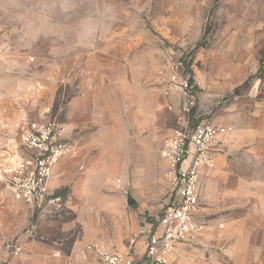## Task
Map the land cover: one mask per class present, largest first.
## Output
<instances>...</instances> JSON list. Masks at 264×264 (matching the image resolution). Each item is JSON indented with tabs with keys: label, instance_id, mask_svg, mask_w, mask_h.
Masks as SVG:
<instances>
[{
	"label": "rangeland",
	"instance_id": "obj_1",
	"mask_svg": "<svg viewBox=\"0 0 264 264\" xmlns=\"http://www.w3.org/2000/svg\"><path fill=\"white\" fill-rule=\"evenodd\" d=\"M262 44L264 0H0V264H72L77 241L135 247L133 229L170 202L166 143L246 105ZM180 61L197 84L191 112L170 82ZM46 120L73 153L49 181L61 204L33 212L2 177Z\"/></svg>",
	"mask_w": 264,
	"mask_h": 264
},
{
	"label": "built area",
	"instance_id": "obj_2",
	"mask_svg": "<svg viewBox=\"0 0 264 264\" xmlns=\"http://www.w3.org/2000/svg\"><path fill=\"white\" fill-rule=\"evenodd\" d=\"M170 82L182 93L185 111L191 112L197 84L192 83L183 61L171 67ZM50 113V108H44L41 114L47 117ZM227 131L204 121L166 143L163 155L169 166L171 198L156 222L140 228V235L146 236L143 255L139 257L134 246L120 253L93 244L89 250L97 254L100 264H169V256L179 245L205 232L202 178L216 168V158L224 149L222 136ZM18 149L2 177L9 190L33 212L60 205L62 200L50 191L49 181L54 169L73 153L65 126L55 120L30 124L20 136Z\"/></svg>",
	"mask_w": 264,
	"mask_h": 264
},
{
	"label": "crops",
	"instance_id": "obj_3",
	"mask_svg": "<svg viewBox=\"0 0 264 264\" xmlns=\"http://www.w3.org/2000/svg\"><path fill=\"white\" fill-rule=\"evenodd\" d=\"M258 66L254 64L256 70ZM257 84L259 89L250 91L246 105L230 106L225 125L219 126L228 130L222 136L224 149L216 158V168L202 178L200 191L201 220L207 228L179 245L169 264H264V75ZM69 164L63 160L54 170L56 176ZM133 233L138 239L134 248L141 257L146 236L137 227ZM128 237L134 239L133 234ZM100 244L110 252L129 248L108 240ZM84 245L77 241L70 247L72 264H100L97 254Z\"/></svg>",
	"mask_w": 264,
	"mask_h": 264
},
{
	"label": "water",
	"instance_id": "obj_4",
	"mask_svg": "<svg viewBox=\"0 0 264 264\" xmlns=\"http://www.w3.org/2000/svg\"><path fill=\"white\" fill-rule=\"evenodd\" d=\"M128 204L131 205V206L134 204V203L132 202V199H131L130 196L128 197Z\"/></svg>",
	"mask_w": 264,
	"mask_h": 264
}]
</instances>
